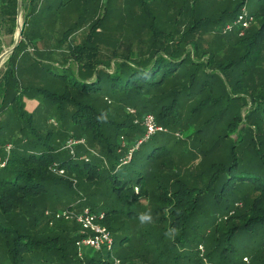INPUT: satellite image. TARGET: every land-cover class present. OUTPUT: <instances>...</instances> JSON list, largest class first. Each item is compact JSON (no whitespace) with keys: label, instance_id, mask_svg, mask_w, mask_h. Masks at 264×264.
Masks as SVG:
<instances>
[{"label":"trees","instance_id":"16d2710c","mask_svg":"<svg viewBox=\"0 0 264 264\" xmlns=\"http://www.w3.org/2000/svg\"><path fill=\"white\" fill-rule=\"evenodd\" d=\"M152 1V30L112 41L98 4L90 34L58 63L28 50L47 0H22L23 40L0 75V264H78L72 224L81 225L57 216L86 209L104 214L114 245L135 241L140 258L157 255L152 264H264V0L244 35L216 28L233 23L246 0L233 17L205 12L200 0ZM156 14L175 27H160ZM17 16L18 0H0V55ZM128 108L155 114L167 131L122 164V139L133 146L146 132L121 116ZM142 213L152 222L141 224Z\"/></svg>","mask_w":264,"mask_h":264},{"label":"rangeland","instance_id":"374dc122","mask_svg":"<svg viewBox=\"0 0 264 264\" xmlns=\"http://www.w3.org/2000/svg\"><path fill=\"white\" fill-rule=\"evenodd\" d=\"M150 1L151 0H99V2L97 3V0H47V2L43 4L41 10V13L44 15V20L39 24H37L35 21L32 26V30L39 35L37 42H33L31 46H29L28 44V50L32 54V50H30V47H32L37 58L41 61L43 60V62H46L47 59L58 61V63L65 62L64 61L65 55L62 52L66 51V49L69 46V43L75 44L77 40H80L84 36V34L85 36L90 34L89 31L87 30L89 28V25L91 24V20H92L91 17L95 14V10L99 11L98 4H101L103 17L106 16L105 11H107L106 20L104 21L103 18L104 22L102 21V23L104 24L103 29L105 30V33L110 32V36H106L107 41L114 40L116 36L120 35L121 33H125L126 31L129 32L132 31V33H134L135 35L149 33V31L152 30L150 26L153 25L154 22L151 21L152 19L148 15V10L153 11V6L155 5L152 4L153 1L151 3ZM194 1L197 0H186V2L188 3L187 6L190 7ZM200 1L204 3L202 8H205L204 9L205 12L210 11V13H214L217 11L219 13L224 11V12H228V14H230L232 17L236 13L235 10L237 6L239 5V3H241V0H225V1L200 0ZM142 2H146L148 9H146V5H144ZM245 2L246 3L242 9H245L250 14H254L258 8V0H246ZM49 4L52 5L51 8H47V5ZM94 4L96 5V9ZM23 6L24 3H22V11H21L22 15L20 22L24 30L26 27V23H25V11L23 10L24 8ZM174 15L175 12H172L171 10L169 12L168 18L170 17L171 19H173ZM155 18L157 19L158 25L160 27H164L165 30L167 29L172 30L176 25V24L173 25V21L169 24H163L161 22L163 21V18L160 15L156 14ZM231 19L232 18H228V22H227L228 24H231L230 21ZM135 20L139 23H137ZM140 22H142V24H140ZM17 25H18V19L15 30L12 33V35L8 33H4L3 43L1 47L2 53L0 57L12 49L18 35ZM144 25L147 26L143 28ZM221 27L216 28V31L220 32L222 30L224 32L225 26L222 28ZM71 28L74 29V33L72 32L73 35L70 38H65L66 31ZM65 39L66 40L68 39L67 43L64 42ZM123 40L125 43V38H123ZM141 42H143L144 44L147 43L145 41H139L140 44ZM135 43L136 45H138L137 40ZM113 51H121V50L118 49V47H114ZM43 52H45V54ZM116 62L117 60L113 61L112 65L116 64ZM4 64L0 68V75L5 71ZM71 71L74 75L77 74L78 71L77 63H73L71 67ZM114 71H115V67L111 69V72ZM23 77L25 80H29V78H32L31 72H26ZM25 102L30 112L37 110L39 106L38 103L34 100L26 99ZM246 107L247 109L250 108V104H248V106ZM245 110L246 109H244L242 112L243 115H245ZM125 112L122 111V113H120L121 116L127 118L128 120H131L130 123L133 124L138 129H141L142 133L145 129L144 119L147 117V115L151 114L155 117V114L151 112L149 113L145 112L142 114H140L139 112L137 114H132V113L128 114L126 112L125 114ZM36 116L38 117L40 123L42 124L46 123L45 120L47 119V117H45V115L43 114L42 109L36 111ZM156 122L158 121L156 120ZM163 131H167V130L163 128ZM127 140L128 139H125V145L122 146L126 148L127 151L129 150L135 151L138 147H140L143 144V142L140 141L141 139H138L135 142L133 141L134 140L133 138L130 140L132 141L131 143L133 144V146H126L128 142ZM64 144L65 141L62 142V146H64ZM9 147L10 146H8V148ZM144 150H145V146L142 148V151ZM196 163L198 162H195V164ZM74 201H76V197L72 199L71 203H73ZM76 216L77 213L74 214L72 219L67 221H76L77 223H79L76 220ZM102 222L103 221H101V223ZM102 224H103L102 226H104L106 230L110 232L108 228L104 225V223ZM72 225L75 229H78L76 233V235H78V239L76 242L77 252H78L76 258L79 260L78 264H87L88 258H92L94 256L101 257L102 254H107V250L105 248L97 252L90 248L84 247L85 245L83 244V241L84 239L86 240V238L92 235L91 231L84 229L82 224H80L81 227H78L75 224ZM112 238L114 237L112 236ZM112 255L114 256L113 258L121 260L124 264H152V262L156 260V256H157L155 254L150 253L148 255H145L144 258H140L139 256L143 255L142 248L139 245H137L135 241H132L127 245L125 244V246H121L119 243H116V245H114ZM130 255H134V257L129 258ZM204 263L208 264L206 260H204Z\"/></svg>","mask_w":264,"mask_h":264},{"label":"built area","instance_id":"2783aa9c","mask_svg":"<svg viewBox=\"0 0 264 264\" xmlns=\"http://www.w3.org/2000/svg\"><path fill=\"white\" fill-rule=\"evenodd\" d=\"M218 1H225V0H218ZM255 23V18L252 14L248 13L245 9L237 15L233 23L226 24L224 32H233L237 31L240 35H244L245 32ZM129 113L136 114V110L132 108H128ZM145 123V134L141 138L140 141L147 142L150 140L155 134L162 132L163 128L159 126L156 122V118L149 114L144 119ZM75 143L70 140L67 144V147H72ZM121 145H125V140L122 139ZM139 148V147H138ZM137 148V149H138ZM134 150H129L128 154L122 160V164H128L132 160ZM65 218L70 220L73 218V214L70 212H62L59 213L57 218ZM104 217L103 213H100L99 216L93 214L89 209H86L84 212L77 214L76 220L82 224L84 229L90 230L92 235L84 239L83 244L84 247L90 248L94 251H101V249H106L108 252L112 253L114 249V240L110 232L106 230L103 224L101 223ZM201 249H203L201 247ZM247 261V259H245ZM114 264H124L121 260L116 258L113 259Z\"/></svg>","mask_w":264,"mask_h":264},{"label":"water","instance_id":"95a60500","mask_svg":"<svg viewBox=\"0 0 264 264\" xmlns=\"http://www.w3.org/2000/svg\"><path fill=\"white\" fill-rule=\"evenodd\" d=\"M22 3H23L22 0H18V16H17V19H18V25H17L18 35H17L16 41H15L12 49L0 57V68L7 60H9V58L13 55L15 49L19 46L20 42L23 40V26L21 25V22H20L21 15H22L21 14Z\"/></svg>","mask_w":264,"mask_h":264},{"label":"clouds","instance_id":"9594fccd","mask_svg":"<svg viewBox=\"0 0 264 264\" xmlns=\"http://www.w3.org/2000/svg\"><path fill=\"white\" fill-rule=\"evenodd\" d=\"M138 219L141 224H148L152 222V216L150 213H142L139 215Z\"/></svg>","mask_w":264,"mask_h":264}]
</instances>
